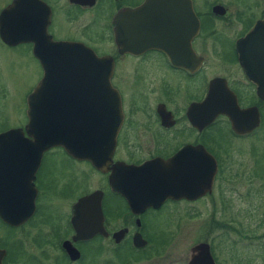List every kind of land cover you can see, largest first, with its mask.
Listing matches in <instances>:
<instances>
[{
	"label": "flooded vegetation",
	"instance_id": "obj_1",
	"mask_svg": "<svg viewBox=\"0 0 264 264\" xmlns=\"http://www.w3.org/2000/svg\"><path fill=\"white\" fill-rule=\"evenodd\" d=\"M11 1L0 0V12ZM38 1L37 13L48 14L43 33L35 34L40 43L7 46L0 40V44L19 49L24 62L30 60L39 73L28 94L42 78L43 67H48L53 77L63 78V93L74 103L86 104L85 66L75 65L79 71L72 74L69 63L65 71V63L51 60L48 44L38 35L82 45L100 59L92 73L106 74L105 91L119 106L109 164L112 182L111 170L98 171L61 148L42 153L32 175H17L20 170L9 169L13 163L5 160L0 204L32 203L33 210L21 225L11 227L0 220L1 226L10 232L53 222L39 209L42 194L49 192L61 201L55 216L65 228L61 231L53 222L55 252L31 258L36 264H188L192 248L200 243L207 245L216 264L211 244L196 240L185 249L176 244L184 223L196 221L202 205L210 207L207 234L226 227L215 216L224 214L230 191L236 189L229 170L235 154L245 155L248 175L234 172L233 180L257 177L258 189L264 187V177L256 169L264 151V0ZM216 5L220 13L213 12ZM255 27V40L246 39ZM5 82L0 97L5 95ZM102 91L103 87L92 90ZM205 100L207 105L199 108ZM25 110L23 124L11 129H23ZM61 158L62 162L54 161ZM151 161L149 170H132ZM45 170L52 175L45 176ZM155 180L156 188L150 185ZM152 189L161 190L164 199L159 205L131 213L130 205L149 204ZM93 192L99 194L101 217L79 215V221L87 219L100 231L90 239L73 241V207ZM177 205L182 208L176 211ZM165 208L176 211L175 218L171 215L162 229L150 225L148 216ZM256 208L257 228H261L264 205ZM135 235L141 240L139 247L133 245ZM64 241L77 252L76 259L64 251ZM6 245L0 244L5 251L1 264L7 258ZM260 246L264 262V237Z\"/></svg>",
	"mask_w": 264,
	"mask_h": 264
},
{
	"label": "water",
	"instance_id": "obj_2",
	"mask_svg": "<svg viewBox=\"0 0 264 264\" xmlns=\"http://www.w3.org/2000/svg\"><path fill=\"white\" fill-rule=\"evenodd\" d=\"M38 3H40L38 0H12L0 12V40L5 45L14 46L17 43L32 42L35 47V44L40 43L36 40L35 34L37 30L43 33L48 22V14L42 11L37 13L36 4ZM145 7L147 6L145 5ZM213 12L220 13V7L216 5ZM256 31L257 27L246 39L255 40ZM38 37L48 44L51 60H62L65 63V71L68 70L69 63L71 64L69 70L72 74L79 71V67H75V65L85 66L87 91L84 96L86 104L80 101L76 103L72 100L69 101L68 94L63 93V78L53 77L51 75L53 70L42 66V78L26 97V123L23 129L14 128L0 133V173L4 167L3 162L9 160L13 163L9 169L16 170L18 168L20 170L17 175H32L39 165L42 153L52 148H61L73 158L89 162L98 171L111 170L109 176V183H111L113 168H110L109 164L114 149L117 129L115 119L119 106L114 96L105 91L109 88L106 74L103 73L95 77L92 73L100 59L90 49L82 45L53 42L44 34L38 35ZM74 79L71 78L72 81ZM95 87H103L104 91L93 93L92 90ZM74 95L71 92V98ZM206 105L207 101L205 100L199 105V108ZM153 164L154 161H151L132 170L134 172L149 170ZM150 185L156 188L159 183L155 180ZM150 191L152 194L148 196L149 204L141 207L130 205L131 213L138 214L147 207L155 208L164 199L161 196V190L152 189ZM32 210V203H24L19 206L0 204V220L11 227H17L30 217ZM73 213L74 218L71 221L75 232L72 237L73 241L90 239L100 231L94 227V223L87 219L79 221L81 217L79 215L101 217L99 194L93 192L80 199L74 205ZM122 233L119 232L117 235L121 236ZM117 235L114 234L113 237L116 238ZM140 241L138 235L133 237L134 246H141ZM62 248L70 259H76L77 252L69 242L64 241ZM4 255L5 251L0 249V264ZM188 264H214L206 244L200 243L192 248Z\"/></svg>",
	"mask_w": 264,
	"mask_h": 264
},
{
	"label": "rangeland",
	"instance_id": "obj_3",
	"mask_svg": "<svg viewBox=\"0 0 264 264\" xmlns=\"http://www.w3.org/2000/svg\"><path fill=\"white\" fill-rule=\"evenodd\" d=\"M38 76L39 73H37L31 61L25 59L24 62L19 49L6 48L0 44V88H4L3 80L6 81L5 85L7 86L5 95L0 97V133L23 124L25 98L33 79L36 80L35 78ZM60 150L59 148H52L49 151ZM244 156L235 154L231 158L229 170L232 176L233 188L236 189L230 191L227 199V209L224 210V214L215 216L217 221L226 222V227L213 229L207 234V212L210 207L209 205H202L199 207L201 214L198 219L184 223L182 233L178 237V244H176L178 247L185 249L196 240H199V242H207L212 245L216 264H264L263 251L260 246L264 237V224L261 228H257V216H255L257 205H264V187L258 189L259 180H257V177L247 178L245 176L248 175V172ZM62 160L61 158L54 161L62 162ZM256 169L264 177V151L260 156ZM45 171L43 172L45 176L51 174L49 173L50 170ZM234 172L236 176L239 173L246 174L233 180ZM69 185L71 184L69 183ZM94 185L92 184L89 188H93ZM41 198L39 209L45 214H50L51 221L58 224L59 228H57L63 231L65 228L63 221L60 223L61 221H58L55 216L60 212L61 201L59 197H53L49 192H44ZM110 205L113 206L114 204L111 202ZM181 208L179 205L174 207L176 211ZM176 211L170 212L168 208L160 210L156 214L148 216V223L155 228L162 229V226L172 216L175 218ZM246 213L250 216H246ZM53 222L40 224L37 229L27 226L21 230L14 229L10 232L5 231L0 224V244L3 242L7 244L5 249L8 253L5 264H36L37 261L31 260V258L36 256L41 258V253L55 252L52 249L51 239L53 238ZM39 247H42L43 250ZM43 264H46V261Z\"/></svg>",
	"mask_w": 264,
	"mask_h": 264
}]
</instances>
